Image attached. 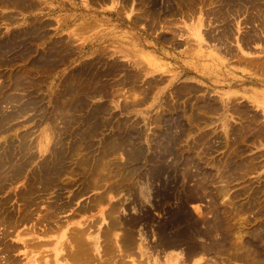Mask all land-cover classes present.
I'll return each instance as SVG.
<instances>
[{
	"label": "rangeland",
	"instance_id": "1",
	"mask_svg": "<svg viewBox=\"0 0 264 264\" xmlns=\"http://www.w3.org/2000/svg\"><path fill=\"white\" fill-rule=\"evenodd\" d=\"M190 1L0 0V199L20 216L42 162H64L32 220L0 226L1 264H81L84 245L82 264H264V16L201 45L200 16L205 35L223 24L204 14L216 2ZM177 115L180 163L158 143Z\"/></svg>",
	"mask_w": 264,
	"mask_h": 264
},
{
	"label": "bare ground",
	"instance_id": "2",
	"mask_svg": "<svg viewBox=\"0 0 264 264\" xmlns=\"http://www.w3.org/2000/svg\"><path fill=\"white\" fill-rule=\"evenodd\" d=\"M3 1V0H2ZM7 1V0H6ZM9 1V0H8ZM14 1V0H13ZM18 1V0H17ZM23 1V0H22ZM163 2H161V0H149V2H150V4H151V6L153 7V9L154 8H160V7H166L165 9L166 10H172L173 9V5L175 4L174 3V1L175 0H162ZM181 1V0H180ZM187 1V0H186ZM196 1V0H195ZM205 1H207V0H205ZM101 2V1H100ZM190 2H194V0H191ZM214 2H216L218 5H216L214 8H209L207 11H205V15L207 16V17H212L213 19H215L216 21H219V22H221L222 24H223V27H222V31L220 32V34H218V33H216V34H218V35H214L215 34V31H214V34L212 33V32H210V31H208V32H206V34L207 35H205V33H203V31L204 30H202V25H208V24H206V22H205V17L203 18L202 16H200L199 18H198V22H197V24L195 25V26H193V32H194V35L197 37V39L196 40H199L200 41V44L202 45L203 43H204V41L205 40H209V41H211V40H217L218 42H221V43H224V44H226V47L228 46V44H229V41H230V39L232 38V36H233V34H234V31H235V27H238L239 28V23L238 22H236V21H234V19H232L233 18V16H234V18H235V16H239V14H244V12H247V11H249V9H251V8H253V10H254V8H257V9H259L258 10V15H256V14H252V13H249L248 14V16L245 18V21H243V22H247V23H252L253 21H256V20H259V13H261V17H263L264 16V8L262 7V5H261V2H259V0H211V1H209V5H213V3ZM11 2H9V4H10ZM34 2H32V4H33ZM182 3V2H181ZM185 3V2H184ZM207 3V2H206ZM7 4V3H6ZM30 4V3H29ZM36 4V3H35ZM164 4V5H163ZM188 4H190V3H188L187 2V5ZM192 4V3H191ZM194 4V3H193ZM192 4V5H193ZM12 5V4H11ZM24 5V4H23ZM196 5V4H195ZM197 5H198V3H197ZM207 4H205V6H206ZM7 6H8V4H7ZM13 6H14V3H13ZM25 6L27 7V5L25 4ZM124 6V5H123ZM177 6V5H176ZM190 6V5H189ZM188 6V7H189ZM263 6H264V4H263ZM9 7V6H8ZM23 7V6H22ZM21 8V7H20ZM195 8H197V6H195ZM195 8H194V10H195ZM180 9V8H179ZM198 9V8H197ZM203 9V8H202ZM152 10V9H151ZM154 10H156V9H154ZM153 10V11H154ZM189 10H190V8H189ZM165 11V10H164ZM191 11H193V7L191 8V10H190V13H192ZM203 11V10H202ZM260 11V12H259ZM157 12V11H156ZM196 12V11H195ZM252 12V11H251ZM256 13V12H255ZM161 14V13H160ZM193 14H194V11H193ZM153 15V14H152ZM188 15H190L189 13H188ZM240 15V16H241ZM204 16V15H203ZM232 17V18H231ZM144 18V17H143ZM236 19H237V17H236ZM140 21V20H139ZM174 21V20H173ZM208 22H210L209 20H208ZM207 22V23H208ZM168 23V22H167ZM263 23V22H262ZM237 25V26H236ZM219 26H222V25H219ZM262 26H264V25H262ZM34 27V26H33ZM88 28V27H87ZM245 28V27H244ZM31 29H33V28H31ZM30 29V30H31ZM35 30H36V28H34ZM82 29V28H81ZM83 29H84V26H83ZM218 29V28H217ZM240 29H241V26H240ZM249 29V28H248ZM29 30V29H28ZM28 30H26V32L28 31ZM37 30H38V28H37ZM212 30V29H211ZM218 30H221V29H218ZM21 31V30H20ZM83 31V30H82ZM31 32V31H30ZM33 32V31H32ZM33 33H35V32H33ZM258 33V32H257ZM243 34V33H242ZM17 35V34H16ZM16 35H15V40H16ZM25 35H27V33L25 34ZM255 35V34H254ZM11 36V35H10ZM13 36V35H12ZM253 37V34L252 33H249V34H243L242 35V37L240 38V41H243V44H249V42H250V40L251 39H253L252 38ZM166 38H168V37H166ZM165 38V39H166ZM3 39V38H2ZM234 40V39H233ZM18 44H19V42H18ZM21 44V43H20ZM188 44V43H187ZM12 46V45H11ZM22 45H20V47H21ZM189 46V45H188ZM230 46V45H229ZM28 47V46H27ZM26 47V48H27ZM7 48H11L10 47V42H6V43H0V54L2 53V54H8V51H7ZM233 48V47H232ZM246 48V47H245ZM13 49H15V47L13 48ZM18 50V49H17ZM20 50H21V48H20ZM228 50V52H230L231 53V51L233 50H230V49H227ZM14 51V50H13ZM24 51V50H23ZM22 51V52H23ZM50 52H51V50H50ZM52 53V52H51ZM203 54V53H202ZM13 55V54H12ZM42 55V54H41ZM6 56V55H5ZM14 56V55H13ZM40 56V55H39ZM61 56V55H60ZM0 57H3V55L2 56H0ZM19 57V56H18ZM40 58V57H39ZM46 58V57H45ZM5 59V58H4ZM244 59V58H243ZM3 60V59H2ZM41 60V59H40ZM45 60H47V59H45ZM245 60V59H244ZM250 61H252V60H250ZM241 62V61H240ZM248 62H249V60H248ZM253 62V61H252ZM40 64V63H39ZM41 64H43V63H41ZM91 64V63H90ZM251 64V63H250ZM253 64V63H252ZM45 65V64H44ZM43 65V66H44ZM264 68V67H263ZM83 71V70H82ZM20 75V74H19ZM19 77V76H18ZM21 77V76H20ZM19 77V78H20ZM24 78H25V76H24ZM13 79H14V77H13ZM91 80V79H90ZM14 81V80H13ZM17 81V80H16ZM15 81V82H16ZM18 82V81H17ZM67 82V81H66ZM19 83V82H18ZM21 83H22V80H21ZM75 84V83H74ZM76 85V84H75ZM74 85V86H75ZM16 86V85H15ZM76 87V86H75ZM72 88H74V87H71V89ZM184 90V89H183ZM68 91V90H67ZM72 92V91H71ZM69 93V92H68ZM67 95V94H66ZM72 96H73V92H72ZM11 98V97H10ZM72 98V97H71ZM70 98V99H71ZM67 99V98H66ZM73 99V98H72ZM206 100V99H205ZM75 102V101H74ZM74 104V103H73ZM77 104V103H76ZM191 107V106H190ZM211 107V106H210ZM23 108V107H22ZM105 108V107H104ZM24 109V108H23ZM59 109V108H58ZM57 109V110H58ZM81 109V108H80ZM25 110V109H24ZM73 110V109H72ZM76 110H77V108H76ZM216 110V109H215ZM58 113V112H57ZM79 116V115H78ZM189 116V115H188ZM75 117V116H74ZM189 118H190V116H189ZM163 122L165 123V125H166V130L163 132V136L165 137V140L164 141H162V142H158L159 144H160V146H161V149L164 151V153H167V154H169V155H173L174 156V159H177V161L176 162H178V163H180L181 162V160H180V156L178 157L177 155V153H176V151H175V143H176V145H177V141L179 140L178 138H180V135L181 134H178V135H175V134H173L172 132V129L174 128V127H179V128H181L182 127V121H181V119H180V117L177 115V116H171L170 118H169V116L168 117H166V118H164V120H163ZM65 124V123H64ZM94 126H95V124H94ZM67 127V126H66ZM186 130H188V129H186ZM91 131H92V129H91ZM83 132V131H82ZM131 132H129V134H130ZM161 133V132H160ZM131 137V136H130ZM115 138V137H114ZM162 138V137H161ZM27 139V138H26ZM62 139V138H61ZM130 139V138H129ZM163 140V139H162ZM59 141V140H58ZM127 141V140H126ZM129 142H130V140H129ZM204 142V141H203ZM92 143V142H91ZM55 144V143H54ZM63 145V144H62ZM90 145V144H89ZM110 145H112V144H110ZM126 145V144H125ZM28 146V145H27ZM61 146V145H60ZM105 147V146H104ZM28 148V147H27ZM57 148V147H56ZM24 149V148H23ZM22 149V150H23ZM51 149V148H50ZM49 150V149H48ZM58 150V149H57ZM63 150V149H62ZM111 150V149H110ZM138 150V149H137ZM9 151V150H8ZM31 151V150H30ZM54 151V150H53ZM52 151V152H53ZM59 151H60V148H59ZM139 151V150H138ZM136 152L135 151V153L134 154H132V156H140V153L141 152ZM141 151V150H140ZM1 152V151H0ZM25 153V152H24ZM24 153H23V155H24ZM59 153V152H58ZM58 153H56V154H58ZM69 153H70V151H69ZM111 153H113V152H111ZM136 153H138V154H136ZM207 153V152H206ZM3 154V153H2ZM4 154H6V153H4ZM62 154H63V152H62ZM29 155V154H28ZM53 155H54V153H53ZM84 155V154H83ZM96 155V154H95ZM0 156H2L1 155V153H0ZM87 156V155H86ZM102 156V155H101ZM30 157V156H29ZM1 158V157H0ZM99 158V157H98ZM185 158V157H184ZM28 160H29V158H27ZM26 159V160H27ZM55 159V158H54ZM62 157L59 159L57 156H56V161L54 162L53 160L52 161H49V162H46V161H44V162H42V163H44L42 166H41V170H40V172L39 173H37L38 175H36V176H34V177H32V181H31V183L30 184H28L27 185V187L20 193L19 192V189H18V192L21 194V200H22V204L24 205V206H22V208H20V209H22V211H20V216L18 215V217H17V212H16V208L15 209H10L9 208V203H10V201H11V199L10 198H5V199H3V200H1L0 199V226L2 225V226H4V227H6L7 228V226L9 227V226H13L14 228H16V226H17V222H19V221H21V222H27V221H30V220H32V214L35 212L34 211V209L35 208H37L39 205H40V203L41 202H45L46 200H43L44 198H43V196L47 193V191H48V189L49 188H51V187H53L54 186V181L56 180V178H58V177H60V173H62L61 171H62V166H63V161H62ZM133 159V158H132ZM136 159H139V158H137L136 157ZM179 159V160H178ZM13 160V159H12ZM11 160V161H12ZM26 160L25 161H22V163H24V162H26ZM46 162V163H45ZM110 162V161H109ZM187 162V161H186ZM22 163H16L17 164V166H14V167H16L17 169H18V171L19 170H21V168L22 167H24V164H22ZM189 163V162H188ZM191 163V162H190ZM13 164H15V163H13ZM84 164V163H83ZM4 163H3V165H1V166H3L4 167ZM10 165H12V164H10ZM26 165V164H25ZM13 166V165H12ZM11 166V167H12ZM40 166V165H39ZM6 167V166H5ZM9 167V166H8ZM87 167V166H86ZM108 167V166H107ZM10 168V167H9ZM84 168V167H83ZM136 168V167H135ZM13 169V168H12ZM2 171V170H1ZM4 171V170H3ZM5 172H7V171H5ZM21 172V171H20ZM20 172H15V174H19ZM111 172V171H110ZM133 172V171H132ZM155 172V171H154ZM3 173V172H2ZM2 173H0V175L2 174ZM94 173V172H93ZM99 172H97V174H98ZM65 174H67V173H65ZM109 174V173H108ZM3 175V174H2ZM4 175H6V174H4ZM13 175V174H12ZM23 175V174H22ZM91 175V174H90ZM173 179H174V181H175V183H179V184H182L183 183V181H181V182H179V179H178V177H177V175L173 172ZM68 176V175H67ZM105 176V175H104ZM163 176V175H162ZM168 176V175H167ZM184 176V175H183ZM3 177V176H2ZM6 177V176H5ZM90 177V176H89ZM92 177V176H91ZM94 177V176H93ZM92 177V178H93ZM169 177V176H168ZM188 177H190V176H188ZM10 178L11 177H7V179L5 178V179H3L2 180V178H1V176H0V193H1V190L2 189H4L3 187H4V185L8 182V180H10ZM14 178V177H13ZM91 178V179H92ZM17 178H15V180H16ZM90 179V178H89ZM100 178H98V180H99ZM159 179V178H158ZM95 180V179H94ZM102 180V179H101ZM152 180V179H151ZM162 180V179H161ZM165 180V179H164ZM169 180H172V179H169ZM100 181V180H99ZM10 182V181H9ZM57 183V182H56ZM95 184L97 183V184H99L98 182H96V180H95V182H94ZM168 183V182H167ZM173 183V182H172ZM90 184H91V182H90ZM96 184V185H97ZM95 185V187L97 188V186ZM99 186V185H98ZM61 188V187H60ZM22 189V188H21ZM50 190H52V189H49V191ZM168 190V189H167ZM21 191V190H20ZM159 191V190H158ZM166 191V190H165ZM222 191H224V190H222ZM51 192V191H50ZM172 192V191H171ZM225 192V191H224ZM61 194V193H60ZM170 194V193H169ZM161 195H163V194H161ZM10 196V195H9ZM8 196V197H9ZM52 197V196H51ZM57 197V196H56ZM102 197V196H101ZM166 197V196H165ZM58 198V197H57ZM46 199V198H45ZM162 199V198H161ZM53 200V199H52ZM164 200V199H163ZM49 203V202H48ZM13 205V204H12ZM64 205V204H63ZM11 206V205H10ZM36 206V207H35ZM61 206V205H60ZM13 207V206H12ZM48 207H50L49 208V213H50V215L52 216H55L56 215V217H58V215H57V209H54L53 208V206L52 205H48ZM62 207V206H61ZM57 208H59V207H57ZM114 208V207H113ZM18 209V208H17ZM61 209V208H60ZM115 209V208H114ZM48 213V212H47ZM49 214H46V215H44V216H48ZM43 215H41L40 217H42ZM43 216V217H44ZM34 218V217H33ZM47 219V218H46ZM53 220H54V217L52 218ZM51 219V220H52ZM38 220V219H37ZM50 220V219H49ZM50 220V221H51ZM114 221V220H113ZM49 223V222H48ZM51 223V222H50ZM136 224V223H135ZM36 225V224H35ZM34 225V226H35ZM32 226V225H31ZM30 226V227H31ZM182 226V225H181ZM88 227V226H87ZM70 228H74L73 230L72 229H70ZM69 229H66V230H69L68 232L67 231H65L64 233H66V236L68 235V238H67V241L69 242V241H71L72 240V242H74L75 243V245L78 243V241L80 240L81 242H85L84 240H82L84 237L83 236H85V234H86V228L85 229H81V228H78V227H70ZM33 229V228H32ZM3 230V229H2ZM28 230V229H27ZM46 230V229H45ZM88 230V229H87ZM33 231V230H32ZM2 232V231H1ZM110 232V231H109ZM2 234H3V232H2ZM22 234V233H21ZM123 235V234H122ZM122 235H121V238L123 239V237H122ZM125 236V235H124ZM83 237V238H82ZM86 237V236H85ZM111 237V236H110ZM126 237V236H125ZM78 238H79V240H78ZM127 238V237H126ZM85 239V238H84ZM113 239V238H112ZM121 239V240H122ZM28 240V239H27ZM77 240V241H76ZM120 240V239H119ZM129 240H130V238H129ZM30 240H28V242H29ZM66 241V240H65ZM76 241V242H75ZM122 241H124V240H122ZM132 241V240H131ZM23 242L25 243V244H27V245H32V244H34L35 245V247L36 246H38V245H40L38 242H36V243H34L35 241H33V242H30V243H27V241L26 240H23ZM121 242V241H120ZM125 242V241H124ZM130 242V241H129ZM8 243V242H7ZM86 243H87V241H86ZM128 243V242H127ZM132 243V242H131ZM126 244V243H125ZM133 244V243H132ZM78 245H80L79 243H78ZM82 245V244H81ZM110 245V244H109ZM128 245H130V244H127L126 246H128ZM254 245V244H253ZM16 246V245H15ZM85 246V245H84ZM84 246H82V248L79 246L78 248H77V246L76 247H74V248H72V250H70V251H72L71 252V254H70V256H74V257H77V258H81V264H82V259H83V261H84V259L86 260L88 257H87V255L89 254L88 253V251L90 250V248H89V246L88 247H85V249L83 248ZM123 247V246H122ZM89 248V249H88ZM114 249V248H113ZM16 250V249H15ZM123 250V249H122ZM207 250V249H206ZM128 252V251H127ZM105 253V252H104ZM11 254V253H10ZM114 255V254H113ZM69 256V257H70ZM87 257V258H86ZM5 258V257H4ZM8 259V258H7ZM11 259V258H10ZM9 259V260H10ZM70 259V258H69ZM16 260V259H15ZM72 260H74V259H72ZM89 260V259H88ZM2 261V260H1ZM124 261V260H123ZM15 261L13 260V259H11V264H15L14 263ZM44 262V261H43ZM74 262V261H73ZM72 262V263H73ZM90 262V261H89ZM1 264V263H0ZM10 264V263H9ZM41 264V263H40ZM44 264V263H43ZM74 264V263H73ZM75 264H77L76 263V261H75ZM124 264V263H123Z\"/></svg>",
	"mask_w": 264,
	"mask_h": 264
},
{
	"label": "clouds",
	"instance_id": "3",
	"mask_svg": "<svg viewBox=\"0 0 264 264\" xmlns=\"http://www.w3.org/2000/svg\"><path fill=\"white\" fill-rule=\"evenodd\" d=\"M150 203V201H148V200H145V204H149ZM132 212H133V214H136V213H138L139 212V209L137 208V207H133V209H132Z\"/></svg>",
	"mask_w": 264,
	"mask_h": 264
}]
</instances>
